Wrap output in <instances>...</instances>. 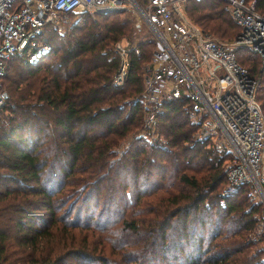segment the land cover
I'll return each mask as SVG.
<instances>
[{
	"label": "trees",
	"instance_id": "obj_1",
	"mask_svg": "<svg viewBox=\"0 0 264 264\" xmlns=\"http://www.w3.org/2000/svg\"><path fill=\"white\" fill-rule=\"evenodd\" d=\"M188 3L202 28L238 31L224 0ZM255 7L264 11V0ZM116 12L99 14L101 23L77 18L63 34L43 32L47 23L38 38L50 48L36 63L20 54L6 61L0 264H95L104 246L92 230L109 221L107 252L117 257L98 264H264L260 248L244 239L259 204L246 202L245 183L220 194L225 156L192 136L184 97L157 112L165 146L135 137L116 155L117 142L143 126L137 96L152 46L151 39L134 44L138 53L129 51L123 79L114 83L112 45L126 24ZM236 58L259 77L255 99L264 116V69L244 46ZM116 198L127 207L110 219Z\"/></svg>",
	"mask_w": 264,
	"mask_h": 264
},
{
	"label": "built area",
	"instance_id": "obj_2",
	"mask_svg": "<svg viewBox=\"0 0 264 264\" xmlns=\"http://www.w3.org/2000/svg\"><path fill=\"white\" fill-rule=\"evenodd\" d=\"M224 1L238 25L231 39L210 35L187 18L186 0H0V76L12 55L36 63L50 48L38 38L43 26L59 24L67 12L134 9L152 39L137 96L143 126L135 136L165 146L166 138L156 127L157 112L163 103L184 97L186 115L194 125L192 136L227 154L220 194L245 183L248 200L259 204L244 239L258 244L264 261V116L255 99L259 77L236 58V49L244 46L256 55L257 68L264 69V11L255 7L256 0ZM112 49L118 63L112 81L118 84L129 51L137 54L138 48L115 41ZM3 97L0 87V104Z\"/></svg>",
	"mask_w": 264,
	"mask_h": 264
},
{
	"label": "rangeland",
	"instance_id": "obj_3",
	"mask_svg": "<svg viewBox=\"0 0 264 264\" xmlns=\"http://www.w3.org/2000/svg\"><path fill=\"white\" fill-rule=\"evenodd\" d=\"M188 2H189V0L184 3V7H183L184 11L183 12L187 18L193 20L192 17H190V15L188 13V10H189V3ZM224 4H225V1H224ZM224 4H223V6H224ZM111 11H117L115 16H117V18L120 21L126 22V24L123 27L122 34L117 39H115V41L128 42L129 44H136L138 41H147V39H151V34L148 31V28L146 27L145 21L143 20L142 17H140L136 14V11L134 9L122 8L119 10H111ZM106 12H109V11L94 12V13L90 14L89 12H87L85 9H82V8L72 10L69 13H66V15L59 20V22H60L59 24H57V25L48 24V26H46L44 28L43 32L45 31V29L52 28L53 29L51 31L52 33L63 34L66 32L65 30L67 29V26L70 23V21H73V20L80 18V17H82V18L87 17L88 19H96L98 22L101 23V22H103L104 19L99 14L106 13ZM87 18L85 20H87ZM199 26L201 27V25H199ZM202 29L205 32H207L208 34L213 35L219 39H231L233 36V34L230 31H229L230 33H228V35H219L216 32L208 31L207 29H204V28H202ZM54 36H56V35H54ZM54 36H53V38H54ZM147 44L148 45H146V46H150L149 42ZM49 61H50V59H48L46 62H49ZM16 62L17 61L15 59H12V61H10L9 63L16 65L17 64ZM145 62H146V60L144 59L142 65H141V74H142V70L144 69V67L146 65ZM0 87L5 92L2 81H0ZM139 129L140 128L135 129V131L126 133L124 135V137L121 138L117 142V144L113 147L114 150H117L116 155H118L117 153L121 152L130 143V141L133 138L137 137V136H135V134ZM216 151L221 153V154H224L225 157L223 159V162L225 164L227 154L224 153L222 150H216ZM245 199H246V202L250 203V200H248L247 197ZM125 205L126 204L123 203L122 199L120 200L119 198H116L114 201V207L111 210L112 212L109 213V218L115 219L116 216L121 215L122 211H120V209H124L125 207H127ZM99 220L103 221L102 217L99 218ZM113 223H111V221L106 222L107 227L105 230L104 229H98V228H94L92 230V237L94 239H100V243L102 242V244L104 246V251L102 253V256H99L98 262L101 261V259H103V258L105 259V257L109 258V259L117 257L115 255L108 254V252H107V246L109 244V236H113L112 233L109 231V228H111V225H113ZM10 232H11V229H10ZM254 244H256V243H254ZM256 245H258V244H256ZM261 255H262V252H260V255H259L260 259H261ZM98 262L95 261L94 263L98 264Z\"/></svg>",
	"mask_w": 264,
	"mask_h": 264
},
{
	"label": "water",
	"instance_id": "obj_4",
	"mask_svg": "<svg viewBox=\"0 0 264 264\" xmlns=\"http://www.w3.org/2000/svg\"><path fill=\"white\" fill-rule=\"evenodd\" d=\"M111 10H117V9H109V8H107V9L99 10L97 12H105V11H111ZM2 95L5 96V92L3 90H2Z\"/></svg>",
	"mask_w": 264,
	"mask_h": 264
}]
</instances>
